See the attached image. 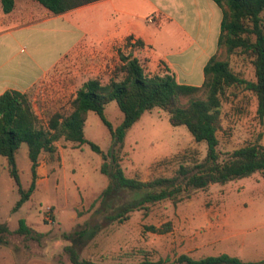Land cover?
<instances>
[{"label": "rangeland", "instance_id": "374dc122", "mask_svg": "<svg viewBox=\"0 0 264 264\" xmlns=\"http://www.w3.org/2000/svg\"><path fill=\"white\" fill-rule=\"evenodd\" d=\"M2 11L0 0V15ZM222 57L237 74L255 79L249 55L237 50ZM117 61L116 56L64 57L30 92L41 120L48 123L56 112L67 115L82 83L91 77L108 82ZM105 114L114 126L124 116L115 100L106 104ZM84 132L103 150L109 148V128L96 112H89ZM217 134L223 158L247 143H264V120L257 115V97L251 90L228 88ZM56 146L54 153L40 154L36 188L18 209H14L21 197L18 185L10 176L7 160L0 157V221L13 231L8 243L0 244V264H73L64 251L68 241L63 232L98 222L103 224L101 230L87 242L81 255L104 264H128L146 256L172 261L181 253L194 258L228 253L245 261L264 259V173L256 171L225 184L214 182L177 204L163 200L152 204L147 213L133 211L124 222L108 221L107 210L99 201L94 204L108 184V176L100 171L101 155L89 144L75 146L63 136L56 140ZM187 150H197L201 159L207 143L196 141L185 125H173L168 113L155 107L146 110L128 130L122 167L127 176L143 180L172 175L179 162L163 159ZM30 165L24 143L17 152V166L25 189L31 181ZM130 198L131 194L121 193L117 203ZM20 218L42 232V238L14 232ZM166 222H171L167 232L146 228L151 224L164 227Z\"/></svg>", "mask_w": 264, "mask_h": 264}, {"label": "trees", "instance_id": "16d2710c", "mask_svg": "<svg viewBox=\"0 0 264 264\" xmlns=\"http://www.w3.org/2000/svg\"><path fill=\"white\" fill-rule=\"evenodd\" d=\"M36 1L59 14L96 0ZM215 1L223 11L218 51L204 66L205 79L201 85L181 83L171 72H151L147 59L119 49V62L109 81L104 83L98 77L86 79L76 92L72 110L67 115L56 112L48 123L39 117L28 92L7 89L0 94V157L7 160L8 171L21 196L14 209L30 199L36 188L40 154L54 153L56 140L62 136L75 146L87 143L101 155L100 171L108 176V184L94 204L99 201V206L107 210L108 221L124 222L133 211L145 210L147 213L152 204L163 200L177 204L190 197L196 189H204L214 182L225 184L256 171L264 173V143H247L223 158L217 134L221 103L231 86H243L256 95L257 115L264 120V0ZM1 2L6 13L12 11L16 4V0ZM131 40L132 36H129L126 47L144 45L141 39L134 43ZM237 50L252 58L255 79L237 74L229 60L222 57V54L230 55ZM112 100L117 102L124 115L116 126L105 114L106 104ZM155 107L166 111L173 125H185L196 141H205L206 154L200 159L197 150H187L163 159L179 162L172 175H159L149 180L127 176L122 167L125 136L146 110ZM90 111L96 112L109 128L111 144L107 150L85 135L84 125ZM24 143L31 162V181L27 189L22 186L17 166V152ZM124 192L131 194V198L117 203ZM102 226L100 222L94 225L86 223L80 229L63 232V238L68 241L64 251L73 264H104L81 255L84 246ZM146 228L163 233L171 230V222L164 223V227L151 224ZM14 232L37 240L43 236L25 218L19 219ZM11 233L9 225L0 221V244L8 243ZM128 264H264V259L245 261L228 253L194 258L181 253L172 261L168 257L152 259L146 256Z\"/></svg>", "mask_w": 264, "mask_h": 264}, {"label": "crops", "instance_id": "0c3cea01", "mask_svg": "<svg viewBox=\"0 0 264 264\" xmlns=\"http://www.w3.org/2000/svg\"><path fill=\"white\" fill-rule=\"evenodd\" d=\"M222 19L215 0H96L59 14L36 0H16L0 15V94H30L64 57L119 61L125 48L147 59L151 72L201 85L204 66L218 51ZM129 36L144 45L126 47Z\"/></svg>", "mask_w": 264, "mask_h": 264}]
</instances>
